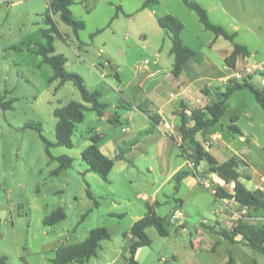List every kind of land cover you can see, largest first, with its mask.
<instances>
[{
  "label": "rangeland",
  "instance_id": "374dc122",
  "mask_svg": "<svg viewBox=\"0 0 264 264\" xmlns=\"http://www.w3.org/2000/svg\"><path fill=\"white\" fill-rule=\"evenodd\" d=\"M146 1H78L71 10L86 23L78 35L62 21L60 14L54 15L64 34V38L55 37L54 45L56 53L67 57V70L81 75L90 89L106 93V99L112 102L121 91L132 99L142 97L141 91L129 83L135 72L144 70L137 68L146 59L151 62L149 66L158 58L169 61L170 66L174 62V55L170 53L171 33L158 22V18L167 14H173L185 24L182 39L198 51L196 59L191 60L195 66L206 59L223 69L228 66L223 55L232 49L233 42L223 36L216 37L206 29L184 0H157L145 5ZM193 1L208 10L212 22L236 32V41L252 50L253 60L264 59V0ZM48 7L49 0H0V257L7 264H55L53 259L59 247L82 242L92 229L106 227L111 238L102 240L97 255L84 264H133L128 238L131 227L153 205L158 215L169 218V235L162 236L155 226L148 227L146 233L152 243L138 249V264H222L230 250L238 264L254 261L264 264V254L243 242L232 243L209 228L217 218L228 227L241 219L250 221L253 211L231 199L224 201L228 202L225 207L209 189L215 190L218 186L209 178V185L203 182L209 188L183 184L176 189L177 180L173 175L186 156L173 139L174 133L172 137H163L158 129L152 128L148 133L149 149L134 148L125 157L116 159L108 181L89 171L82 155L97 127L108 137L118 132L108 120H101L96 111L85 109L84 121L77 125L72 137L73 147L56 143L54 109L71 100L83 102V98L72 81L60 87L59 80L51 82L54 69L37 52L39 44L46 43L43 29L49 27L45 21ZM252 63L248 57L241 58L238 69H232L234 72L225 86L218 79L213 80L217 88L208 87L213 79L210 71L197 74L198 81L191 85L196 101L188 100L185 105L202 108L216 101L232 79L242 81L254 76L255 86L263 87L264 82L256 74L261 69ZM194 65L189 66L188 80L193 79L190 74ZM249 67H253L252 72L248 71ZM236 72L242 77L237 78ZM201 93H205L204 97ZM200 96L201 101H197ZM234 114L240 116L236 124L246 133V141L240 142L241 135L229 133L230 147L219 150L214 146L213 154L222 162L233 154L235 147L263 164L264 109L254 90L245 88L231 95L222 121L231 122ZM30 122L42 124V134L52 142L51 153L56 157H72V167L53 174L59 161L50 158L40 132L27 127ZM174 129L181 134L178 126ZM252 135L261 146L252 141ZM105 153L114 157L107 150ZM207 166L204 161L198 167L201 172H207L206 176ZM249 169L244 167L241 171L246 175L250 174ZM200 178L203 179V173ZM89 190L95 198L88 195ZM156 200L159 204L155 205ZM59 207L65 210L66 218L46 224V217ZM178 212L182 216L173 219L172 215Z\"/></svg>",
  "mask_w": 264,
  "mask_h": 264
},
{
  "label": "trees",
  "instance_id": "16d2710c",
  "mask_svg": "<svg viewBox=\"0 0 264 264\" xmlns=\"http://www.w3.org/2000/svg\"><path fill=\"white\" fill-rule=\"evenodd\" d=\"M78 1L84 0H49V7L45 13V21L49 27L43 29L46 43L39 44L37 49V52L43 56V61L51 64L54 69V76L50 81L59 80L58 87L72 81L80 90L83 98V102L71 100L67 104L54 109V115L57 118L56 143L67 147L74 146L72 137L77 125L84 121L85 109L88 108L96 111L99 115H103L104 111L109 107V103L103 100L102 92L98 89H90L81 75L68 71L66 66L67 57H65L64 54L56 53V47L54 45L55 37L59 36L64 38V34L55 20V14H60L62 21L72 26L77 35L80 30L86 27L85 21L75 17L71 10V6ZM155 1L157 0H147L145 5ZM184 2L190 9L197 13L201 23L206 29L213 31L216 37L223 36L233 42V50L226 57L225 61L229 67L236 71L238 69L239 60L252 55L250 48L246 44L236 41V32H230L221 24L212 22L208 10L200 3L193 0H184ZM117 9L120 10L121 6H118ZM158 22L161 27L171 33V53L174 55L173 74L175 77H179L184 71L188 70L191 60L196 59L198 51L184 43L182 31L184 30L185 24L176 16L167 14L158 18ZM260 74L264 76V69ZM245 88H250L256 92L257 100L264 109V86L257 88L252 82L251 77H246L242 81L232 79L226 89L219 94V98L205 105V107L191 108L183 104L184 108L177 112L179 116L178 128L186 145L190 146L187 149L185 145H182L185 155L193 162L195 169L194 173L196 175H200V172L197 171L198 166L206 161L208 163L209 172L216 173L226 182L227 186L233 181L236 182V186L233 190L218 185L215 189V195L219 199H231L236 201V203L249 208L251 211H258L264 209V196L250 190L241 180L242 177L247 179L250 178L249 174L244 175L241 172L242 168L248 167V162L238 155H233L228 160L219 162L212 153L206 149L207 146L211 145L210 134L212 133L213 126L221 124L228 106L229 98L236 91ZM11 103V101L8 102V106H11ZM86 104H90V106ZM138 107L143 110L142 106ZM188 108L191 110L190 114L187 112ZM150 118L153 126L159 123L155 115L150 114ZM238 118L239 116L234 114L227 128L230 133L243 135L242 130L236 124ZM191 123H193V125H190ZM27 127L36 128L40 132L47 144L48 155L52 160L57 159L59 161V166L54 170L53 174H58L63 169L72 167V157L68 155L56 157L51 153L50 147L52 142L42 134L43 126L41 123L30 122L27 124ZM147 133H150V130H148ZM101 138L102 134L100 133L92 135L90 137L91 144L83 151L82 155L89 165V171L98 173L104 180L108 181L109 174L115 166L116 159L123 158L129 150V146L135 143H133L134 141L130 143L124 142V145H127V150L122 146L118 155L113 158L109 157L101 150L98 144ZM188 174L189 172L186 170L178 171L175 174L174 178L177 180V190L180 188L181 181ZM88 195L91 198H95L90 190ZM95 203L97 204L98 201L96 200ZM66 216L65 210L59 207L51 215L46 217L45 223L55 224L65 219ZM169 224V218L158 215L153 205L149 206L148 212L143 217L135 221L131 227L130 234L132 240L129 244V251L131 253L130 260L133 264H138L136 261L138 249L142 246L151 245L152 243L151 238L146 233V229L150 226H155L162 236H167L169 235ZM218 233L232 243H237V237L240 236V242L251 247L255 252L264 254V224H254L245 219H241L231 228L219 229ZM128 235L129 234L126 236ZM110 238L111 233L106 227L94 228L84 241L59 247L56 250V256L53 262L55 264H66L78 261L84 264L90 258L97 255L101 241ZM213 248L215 249V246ZM0 261L2 264H7L2 257H0ZM225 264H236V257L232 250L229 251V258ZM253 264H258V262L254 261Z\"/></svg>",
  "mask_w": 264,
  "mask_h": 264
},
{
  "label": "crops",
  "instance_id": "0c3cea01",
  "mask_svg": "<svg viewBox=\"0 0 264 264\" xmlns=\"http://www.w3.org/2000/svg\"><path fill=\"white\" fill-rule=\"evenodd\" d=\"M232 50L233 47L232 49L227 51V55H225L226 53L223 55L224 59H226V57L232 52ZM248 59L253 62L252 65L254 67L258 66L259 69H261L256 74H259L262 81L264 82V76L260 74V72L264 69V59H262L261 61H255L252 59L251 56L248 57ZM150 63L151 62L148 60L147 63L144 62L141 68L139 67L140 69L137 68V70H142V69L144 70L140 72H135L136 75L134 76L133 81L129 83V85L134 84L135 89L141 91L142 97L140 99H132L131 97L126 96L124 94V91H121L122 94L120 96L118 95L117 99H115L114 102H112L106 99L107 98L106 93L104 92L102 93L103 100L109 103V107L104 111L103 115H99L98 113L97 114L99 115L101 120L106 119L109 121V123L116 126L115 129L116 131H118L108 137V135L101 132V129L99 127L96 128V133L102 134V138L100 139L98 144L104 153L107 150L108 152L113 154L114 157H116L120 151V148L124 145V142L130 143L132 141H134L133 143L135 144L129 146L130 148L126 152V154H128L130 150L134 148H142L143 150L147 151L149 149L148 143L149 141H151V137H149L150 134H148L147 131L146 134L143 132L151 127L152 120L150 118V114H153L157 117L159 123L156 126L151 127L149 129L150 132L153 131L152 128L158 129L159 132L162 133L161 135L163 137H172V133H174L173 139H175V141L179 143V145L183 150V154L185 155L184 148L182 147V145H185L186 148L187 147L186 142L183 140L182 135L178 133V131H176L174 128H177L178 126L179 116L177 115V112L181 110L183 103L184 104L188 103V100H192V103H195L196 101L194 96L195 92L192 90L193 88L191 87V85L194 82L198 81L199 75L198 77H196V75L204 71H210L208 72L209 76L210 78L213 79H211L212 81H210L208 87L210 86V88L213 87L217 88L216 83L213 82V80L218 79L221 82L220 85L225 86L228 83V80L231 77L232 73L235 71V70L233 71L232 68L229 66L225 67V69H223V67L220 68L219 65L211 59H206L202 64H196V66L194 65L193 62H190V65H194V69L192 68V73L190 74L193 79L188 80L189 79L188 70L184 71L179 77L174 76L173 74L174 62L170 66L169 61L166 60L162 61L158 58L154 62V64H151V66H149ZM239 65H240V60L238 62V67ZM253 78L254 76L251 77V79ZM184 82H186V84H183ZM199 91L200 90H198V92ZM144 94H146L147 97H145ZM201 95L202 97H204L205 93H201ZM209 95L210 94L207 93V96ZM202 97L201 96L197 97V101H201ZM138 106H142L143 110L140 109ZM187 112L189 114L191 113L190 108L187 109ZM239 119L240 116L238 120ZM230 123L231 122L228 123V121L225 122L221 121V124H217L213 126L212 133L210 134L211 145L206 147V149L209 150L219 162L221 161L215 156V154H213L212 148L214 146H217L219 150H223L225 147H230V143L228 142V140L231 139H227L228 134L230 133L227 126ZM190 125H193V123H191ZM240 129L242 130L243 133V135H241L240 137V142L246 141V133L243 131L241 127ZM252 141L261 146V143L258 142V140L255 139L253 135H252ZM232 150H233L232 151L233 154H230V157L233 155H238L239 157L247 161L249 164L247 168L248 169L250 168L249 169L250 178L247 179L245 177H242L241 180L250 190L255 191L260 195L264 196V163L263 164L259 163L258 161L253 160L252 157L251 158L249 157L250 158L249 159L248 155L242 153L241 151H239V149H236L235 147H233ZM230 157L228 156L227 158L229 159ZM227 158H225L222 162L228 160ZM177 168L179 171L186 170L189 172V174L186 177H184V179L181 181L180 188L183 186V184L185 185L191 184L190 187L193 188L201 185L207 187L206 184H202V183L203 182L207 183L208 178L212 181H215L220 186H224L225 188L228 187L226 182L222 178H220L216 173L208 172V175L206 176L205 174H207V172H205L204 170H202L201 172L200 169L197 168V171L200 172V174L203 173V179H201L200 175H196L194 173L195 169L193 162H191L187 156L185 161L180 163ZM175 174L173 175V177L175 176ZM209 189L213 190V192L215 193V190L213 188H209ZM220 200H222L223 202L228 201L227 199H220ZM224 203L226 207L228 202H224ZM153 204H159V201L156 200V202H154ZM253 213L254 214L251 216V220L248 221L254 224H264V209L253 211ZM215 223L218 225L215 226ZM180 227H182L181 228L182 231L185 230L184 224H181ZM230 227H231L230 225L229 227L226 226L222 220L219 221L218 218L214 220V223L209 225V228L216 233H218L219 229L221 228H230ZM128 238L130 244L132 240L131 234L128 236ZM237 240H238L237 243H240L241 237L240 236L237 237ZM243 245L246 244L243 243ZM228 258L229 256L225 261L224 260L222 261V264H225ZM236 264H238L237 259H236ZM243 264H249V263L244 262Z\"/></svg>",
  "mask_w": 264,
  "mask_h": 264
},
{
  "label": "built area",
  "instance_id": "2783aa9c",
  "mask_svg": "<svg viewBox=\"0 0 264 264\" xmlns=\"http://www.w3.org/2000/svg\"><path fill=\"white\" fill-rule=\"evenodd\" d=\"M147 62H148V60L145 61V63H147ZM138 67H139V66H138ZM248 71H249V72H252V71H253V67H249V68H248ZM235 76H236L237 78H241V77H242L241 74H240L239 72H236V73H235ZM207 185H209V184L207 183ZM235 186H236V182H235V181L231 182V184H229V187H230L229 190H233V189L235 188ZM208 187H209V186H208ZM245 208H246V207H245ZM181 216H182V213H181V212L174 213V214L172 215L173 219H178V218H180Z\"/></svg>",
  "mask_w": 264,
  "mask_h": 264
}]
</instances>
